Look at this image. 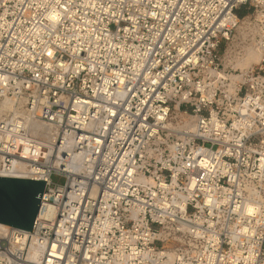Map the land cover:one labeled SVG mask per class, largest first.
Here are the masks:
<instances>
[{
	"label": "built area",
	"instance_id": "built-area-1",
	"mask_svg": "<svg viewBox=\"0 0 264 264\" xmlns=\"http://www.w3.org/2000/svg\"><path fill=\"white\" fill-rule=\"evenodd\" d=\"M6 98L0 264H264V0H0Z\"/></svg>",
	"mask_w": 264,
	"mask_h": 264
},
{
	"label": "water",
	"instance_id": "water-1",
	"mask_svg": "<svg viewBox=\"0 0 264 264\" xmlns=\"http://www.w3.org/2000/svg\"><path fill=\"white\" fill-rule=\"evenodd\" d=\"M45 180L0 175V222L31 230Z\"/></svg>",
	"mask_w": 264,
	"mask_h": 264
},
{
	"label": "bare ground",
	"instance_id": "bare-ground-1",
	"mask_svg": "<svg viewBox=\"0 0 264 264\" xmlns=\"http://www.w3.org/2000/svg\"><path fill=\"white\" fill-rule=\"evenodd\" d=\"M249 51H252L254 53L250 54L248 57L246 56ZM247 57V63H259L262 60V50L258 47H250L248 48V51L246 52L245 56L242 59H246ZM240 68V67H239ZM243 68V67H242ZM244 69V68H243ZM22 115L24 119L28 120L29 118H32L29 114L23 112V109L16 106L13 101L9 100V98H6L3 102L0 103V119H3L5 116L8 115ZM49 130L50 128L47 127ZM26 163L22 162H15L10 163L4 167V169H0V175L1 176H11V177H29L26 167Z\"/></svg>",
	"mask_w": 264,
	"mask_h": 264
},
{
	"label": "rangeland",
	"instance_id": "rangeland-1",
	"mask_svg": "<svg viewBox=\"0 0 264 264\" xmlns=\"http://www.w3.org/2000/svg\"><path fill=\"white\" fill-rule=\"evenodd\" d=\"M243 10H245L244 8H243ZM252 53H254V52H252V51H249V53L246 55L247 57L250 55V54H252ZM222 54H223V56H224V54H225V51H224V49H222ZM247 57H246V59H241L240 61H238L237 62V67H240V68H247V67H250V66H252V65H256V63H254V62H251V63H247ZM225 62H227V57L225 58ZM0 103H1V99H0ZM52 179L54 180V181H56V182H60V183H63L64 181H65V177L64 176H62V175H57V174H54L53 176H52Z\"/></svg>",
	"mask_w": 264,
	"mask_h": 264
},
{
	"label": "trees",
	"instance_id": "trees-1",
	"mask_svg": "<svg viewBox=\"0 0 264 264\" xmlns=\"http://www.w3.org/2000/svg\"><path fill=\"white\" fill-rule=\"evenodd\" d=\"M238 13H239L240 15H242V14H244V13H245V10H243V9H240V10H238Z\"/></svg>",
	"mask_w": 264,
	"mask_h": 264
}]
</instances>
